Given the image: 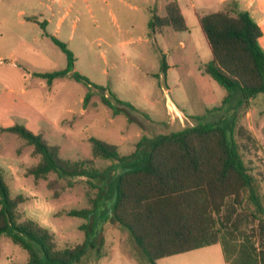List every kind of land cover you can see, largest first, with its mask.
I'll use <instances>...</instances> for the list:
<instances>
[{
    "label": "rangeland",
    "instance_id": "374dc122",
    "mask_svg": "<svg viewBox=\"0 0 264 264\" xmlns=\"http://www.w3.org/2000/svg\"><path fill=\"white\" fill-rule=\"evenodd\" d=\"M171 1L181 5L187 31L170 28L162 36H149L148 17L163 15V6ZM233 1L264 32V0H0V166L10 195L27 197L21 210L49 229L59 248L82 243V226L89 225L93 245L76 264H151L130 232L107 218L122 168L96 159L94 165L101 171L112 167L103 177L64 180L50 174L35 180L26 171L39 157L32 155L25 140L3 128L18 124L43 133L49 144L60 145L61 159L78 161L92 158L90 137L117 145L122 155H129L142 137L181 131L200 121L198 116L215 122L230 113L236 119L235 138L245 144L244 160L264 192V93L249 98L248 104L236 94L222 105L226 90L203 70L211 50L198 15L220 11ZM52 36L73 52L75 71L140 111L123 106L127 112L114 115L98 95L84 107L89 89L84 83L65 77L51 86L35 75L67 65ZM259 44L264 51V35ZM159 49L170 65L166 76L160 72ZM106 95L110 97L108 91ZM169 103L181 118L175 109L169 111ZM221 105L220 110L209 111ZM240 126L256 143L238 138ZM97 202L90 220L68 215L71 210H93ZM27 259L25 250L0 236V264H25ZM157 264L226 263L218 243L159 259Z\"/></svg>",
    "mask_w": 264,
    "mask_h": 264
},
{
    "label": "trees",
    "instance_id": "16d2710c",
    "mask_svg": "<svg viewBox=\"0 0 264 264\" xmlns=\"http://www.w3.org/2000/svg\"><path fill=\"white\" fill-rule=\"evenodd\" d=\"M198 20L212 55L203 70L226 90L222 105L236 94L248 104L249 98L264 93V51L259 44L263 30L251 14L233 1L225 9L198 15ZM148 27L153 32L165 27L176 32L188 29L176 1L166 4L164 15H154ZM51 39L65 53L67 65L62 70L35 75L49 85L65 77L84 83L89 88L84 107L98 95L114 115L126 113L123 106L140 111L75 71L73 52L62 41ZM167 69L162 55V74L166 75ZM222 105L209 111L220 110ZM196 118L200 121L181 131L142 137L129 155H122L117 145L90 137L92 158L78 161L61 159L59 144H49L43 134H35L23 125L3 130L25 140L32 147V155L39 157L26 171L35 180L50 174L64 180L103 177L112 167L101 171L94 165L96 159L119 165L122 171L115 178V200L106 217L130 232L151 264L218 243L226 264H264V192L244 160L241 148L245 144L235 138L236 119L230 113L215 122L204 121L203 116ZM236 134L241 140L256 143L243 126ZM48 186L53 188V181ZM26 200L23 195H10L0 166V236L27 252L25 264L78 263L93 245L89 225L82 226V243L59 248L54 234L21 210ZM97 209L98 202L93 210H71L68 215L90 220ZM249 223L252 226L248 227Z\"/></svg>",
    "mask_w": 264,
    "mask_h": 264
},
{
    "label": "crops",
    "instance_id": "0c3cea01",
    "mask_svg": "<svg viewBox=\"0 0 264 264\" xmlns=\"http://www.w3.org/2000/svg\"><path fill=\"white\" fill-rule=\"evenodd\" d=\"M176 2L179 4L178 1H176ZM165 6H166V5L163 6L164 12H165ZM179 6H180V8H181V10H182V13H183V9H182V7H181L180 4H179ZM154 15H156V13L153 14V15H151L150 17H148V23H149V21L153 18ZM163 15H164V14H163ZM158 16H162V15H158ZM185 20H186V19H185ZM62 21H63V19H60V20L56 23L58 29L61 28ZM186 23H187V22H186ZM258 24H259V23H258ZM48 25H49V22L47 23V26H48ZM259 25H260V24H259ZM260 26H261V25H260ZM261 28H262V27H261ZM168 29H170V27H165V28H163V29L158 28V29H156L155 32H153V31L148 27V35L156 38L157 35H158V36H162V35H164L165 33L169 32ZM171 29H172V28H171ZM172 30H173V29H172ZM262 30H263V29H262ZM173 31H174V30H173ZM47 35H48V33H47ZM263 35H264V32H263ZM52 37H53V36H52ZM262 37H263V36H262ZM159 52H160L161 56H162V55L164 56L163 51H161V50L159 49ZM165 58H166V57H165ZM211 58H212V55H211ZM166 61H167V59H166ZM167 64H168V62H167ZM169 68H170V65L168 64L167 73H168ZM160 72H161V70H160ZM161 73H162V72H161ZM167 73H166V75H167ZM166 75H165V76H166ZM55 80H56V79H55ZM55 80H54V81H55ZM54 81H53V82H54ZM53 82L50 84L51 86H52ZM168 107H169V111H171V112L173 111V109H175V113H177V114H178V117L181 118L180 113H179V111H178V108H177L173 103H169V104H168ZM172 118H174V116H173ZM149 119H150V117H149ZM151 119H152V118H151ZM0 128H1V126H0ZM35 134H36V133H35ZM37 134H38V133H37ZM41 134H43V133H41Z\"/></svg>",
    "mask_w": 264,
    "mask_h": 264
}]
</instances>
